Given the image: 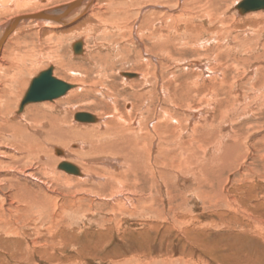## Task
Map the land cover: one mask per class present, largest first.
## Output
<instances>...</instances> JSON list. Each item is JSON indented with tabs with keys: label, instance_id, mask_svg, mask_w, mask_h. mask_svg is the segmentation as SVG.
<instances>
[{
	"label": "rangeland",
	"instance_id": "1",
	"mask_svg": "<svg viewBox=\"0 0 264 264\" xmlns=\"http://www.w3.org/2000/svg\"><path fill=\"white\" fill-rule=\"evenodd\" d=\"M67 1L69 0H50L42 7L48 8ZM238 1L94 0L96 6L108 13L104 17L109 21L114 20V16H111L113 4L115 8H127L125 11H129H126L129 17L127 14L116 16L120 18L121 22H118L121 25L112 22L107 29L105 26L102 27L98 20L86 15L66 26L53 28L41 26L40 33L37 27L26 26V29L22 27L25 30H20L19 36L15 33L10 36L3 48L4 65H11V62H14L12 57L17 54L20 59L27 56L23 58L24 60L28 59V56H34L32 54L35 52L40 55L39 61L32 64L29 71L21 74L24 81L20 82H24L25 85L19 84L14 88L15 93L18 90L19 93L16 94L20 99L25 86L36 74L50 65H55L53 72L56 77L68 82L83 81L75 90L78 94L73 96V101L67 105L66 110L69 118L71 117L68 121L74 120L73 115L76 112L87 111L100 117L101 121L87 122V126L86 124L80 126L83 128L99 126L102 129L109 122L114 126L119 113L124 117L125 111L130 108L131 118L139 116V112L146 115L144 112L147 102L144 101L142 104L143 98L136 100L134 92H143L149 88L141 84L144 81L142 77L144 67H149L152 74L149 79L154 81L152 86L154 89L150 91L152 95L154 94L153 109L157 106L159 112L165 107L172 115L181 117L189 114L186 113L187 105L191 106L197 115L192 122H197L200 127L195 129V132L199 130L200 134L204 133L203 140L214 134L209 132L211 129L208 126L204 128L202 126L211 119L212 124L223 129V114L226 112L230 128L241 134L239 137L241 145L234 155L242 157L238 161L232 160L233 167L220 170L222 173L219 170L207 173L214 184L212 185L214 192L216 189L218 192L220 188L218 197H211L212 200L203 198L196 202L186 199L181 206H178L180 200L177 197L173 196L172 199L167 197L166 200L163 198L161 202L158 201V194L154 192V199L151 200L155 206L148 211L143 208L142 201L149 197L147 196L149 188L137 184L138 188L134 191L135 184L129 179L124 195L130 197L131 201L125 202L126 205L120 208L114 204L117 197L110 194L112 189L108 186L110 184L102 187L96 184L97 180L95 183L91 181L88 189L92 195L97 192L99 197L92 196L96 197L92 202L87 198L83 208H80L84 210L85 205L92 206L93 218L91 215L88 220L58 219L57 223L54 221L55 225L52 222V227L49 225L51 221L45 220L40 223L39 230L29 222L27 226L20 224L19 230L22 234L20 239H9L0 231V264H264V142L260 139L264 133V87H260L263 84L260 82L263 79L261 75L264 74V9L239 14L234 7ZM79 9L80 6L77 7V10ZM28 11L29 8H23L14 14ZM165 12L173 13V17L164 19ZM10 16L12 15L1 16L0 23ZM122 18H125L124 22ZM115 25L121 26L122 35L125 37L121 42L120 27L117 30ZM140 25L145 31L138 29ZM131 27L136 28L141 44L129 34ZM161 35L170 37L165 46H161V42L158 43ZM58 38L60 42L57 43ZM79 39L84 41L85 52L92 61L72 57L71 46ZM112 46L116 48L113 50ZM26 53L28 54L25 55ZM82 53L83 51L79 55ZM103 66L105 69H100ZM254 66L258 69V76L257 73H251ZM10 69H0V93L6 90L3 85L4 83L6 85L5 80L12 72L13 66ZM206 69L209 72H206ZM123 71L134 73L135 76L123 77L118 74ZM156 76H160L169 91L168 95L181 108L169 105L165 101V93L160 91L159 83L155 82ZM83 88L86 92L82 90ZM68 95L69 93L58 101H63ZM18 96L13 109L19 104ZM44 103H30L23 112L31 106H41ZM138 105L141 106L140 109L136 108ZM184 107L186 108L183 110ZM153 112L150 111L149 117H152ZM103 121L104 123H101ZM182 123L183 128L176 123H170L171 128L167 133L177 135L183 130L181 136L189 139V129L197 124L192 123L191 126V123L185 124L184 121ZM150 124L152 123L149 122L148 125ZM78 126L79 124H76L75 129ZM80 126L76 131L83 129ZM197 135L198 133L196 138ZM73 138L81 139L76 132ZM71 143L63 147L81 154L82 149L70 146ZM203 144L206 142L203 141ZM111 154L115 155L110 150L90 154L91 160L96 161L90 164L92 172L101 174L98 172L101 170L97 168L101 165L97 162L101 157L106 160H109V157L117 159L116 164L104 165L105 168L120 171L122 157L120 154L115 156ZM65 158L82 166L73 160L72 156ZM101 181L104 182L103 179ZM156 188L158 190L157 186ZM132 198L136 199L135 203ZM32 240L35 241L34 247L30 243L31 246L28 248L27 242H33Z\"/></svg>",
	"mask_w": 264,
	"mask_h": 264
},
{
	"label": "bare ground",
	"instance_id": "2",
	"mask_svg": "<svg viewBox=\"0 0 264 264\" xmlns=\"http://www.w3.org/2000/svg\"><path fill=\"white\" fill-rule=\"evenodd\" d=\"M49 1L50 0H0V17L4 15L6 16L8 14L12 15L10 16V18L4 19V21L0 23V69L11 70L10 68H12L13 66L14 70L9 73V77L7 78V80H5L6 85L5 83L3 85L4 88L6 87V90H2L0 93V231H2V234L7 236L9 239H20L22 234L19 230L21 228L19 225L22 224V226H27V222H29V224L31 223L35 226V228L39 230L41 226L40 223L44 222L45 220L51 221V224H49L50 226L52 225V222L53 224L55 222L57 223L58 219H64L68 221L75 219L88 220L90 216L94 213H92V206L85 205L84 210H82L81 208H83L82 206L83 204H85L84 202L88 200L87 198H89V202H92L96 197H99V194L97 192L95 195H92L90 193L91 190H89V182L91 183V181H94L95 183V180H97L96 184L102 185V187L104 185L110 184L108 185L112 188L110 194L113 195V197L115 198L117 197L116 203L114 204L116 206L119 205L120 208L126 205L125 202L131 201V199H129L130 197L127 198L126 195H124L127 192L126 185L128 184L129 179L133 184H135V187H133L134 191H136V189L138 188L137 184H140L145 188H149L147 191L149 192L147 196H149L150 198L147 197V201L145 199L144 201H142L143 208L147 209L148 211L152 210L155 206L153 200H151L152 198L154 199V192L156 193V195L158 194V201L161 202H163V198L164 200H166L167 197H177L180 200L178 206L183 205V201H185L186 199L196 202L203 198L210 199L211 197H218V194L220 193V186L218 187V192L216 191L217 189L214 192V186H212L214 184L212 183V179L209 178L210 175H208L207 173L209 171H212L213 173L218 170L219 172H221L220 170L222 169H230L233 167L232 160L238 161L239 159H241L242 156L238 157V155H234L235 152H237L240 148L241 139L239 137H241V134H238L237 131H233L230 128L229 118L227 114L225 115L226 112H224L223 114V129L220 128L221 126L218 127L215 126V124H212L211 119L210 122L206 123L207 125L205 124L204 126H202V128L208 126L211 129L209 130V132L214 134V136L209 135V139L203 140L204 133L201 132L200 134L199 130H197L199 136L197 135L196 138L197 133L195 132V129H198L200 127H198L197 122H192V120L197 115L191 106L187 105L186 113L188 114L189 112V114L187 116L185 115L181 117L172 115V113L169 112L170 110L165 107H162L161 111L157 112L158 107L155 105L156 109L154 108V110L152 107L154 103L152 97L154 94L152 95L151 93L154 81L149 79L150 75H152L149 71V67H144L145 70L142 73L144 81L141 83L145 86H149V88L143 92H134V97L136 100L143 98L142 104L144 103V101L147 102L145 104V116L142 112H139V116H137L136 118H131L132 110H130V108L129 110L125 111L124 117L121 113H119V116L116 117L117 122L114 126L109 124L110 122L106 123L105 121L106 124L102 129H100L101 127L99 126H92V128H89L88 126L83 128L80 125L84 126V124H86L87 126V121L85 123L84 121H77L74 119V115V120L68 121V119H70L71 117L69 118L68 110H66L67 105H69L70 102L73 101V96L78 94L75 90L76 88H79L78 85L81 82L83 83V81L81 80L80 83H78L79 81L68 82L63 80L62 78L56 77L55 73L53 72V66H55L53 64V66L50 65L52 68L51 74L54 77L71 84V87L59 97L53 98L51 100L38 101V103L48 102L42 104L41 106L34 105L29 107L25 112H23V109L26 107V105L30 103L35 104V102H30L25 104L22 109H19L20 102L29 84L25 86V91L21 99L16 94L18 90L16 89L17 92L15 93L14 88H17L19 84L21 86L25 85L24 82H20V80H23V75L21 76V74H23L24 71H29L30 68H32V64H36L39 61L38 59L40 58V55H37L35 52L32 54L34 56H28V59L24 60L23 58L27 56L20 59L19 54H17L18 56H11L12 59H14V62H11V65H4L2 57L3 48L5 47L6 42L12 34L15 33L19 36L21 32L20 30H25L26 26L37 27L39 29L38 33H40L41 26L49 28L66 26L74 20H77L80 17H84L86 15H89L90 17L98 20L99 24H101L102 27L105 26L108 29L109 24H112V22L121 25L120 18H117L116 16L121 17L125 14L128 15V13L126 12L128 10L125 11V9L127 8H115V4H113L114 7H112V9H114L111 11V16H114V20L109 21L108 18L104 17V15H107L108 13H105L106 11L101 9V7L96 6L94 0H69L65 3L56 6L53 5L52 7L43 8L42 6H44L45 3H49ZM240 1L241 0H239L238 2ZM237 4H235L234 7L239 14H244L248 12L250 13L252 11L254 12L257 10L264 9L263 7L256 10L244 11L241 13L236 8ZM79 6L80 9L77 10V7ZM40 7H42V9ZM23 8H29L30 11L20 14H14L21 11V9ZM55 16H58V18H56ZM172 17L173 13L169 14L165 12L163 18L168 20ZM109 18L111 17L109 16ZM123 19L125 18H122V20ZM150 22L153 21L150 20ZM123 26L124 25H122V28H124ZM131 26L133 25L131 24ZM22 27L25 29H22ZM119 27L120 36H122V39H120L119 41L121 42V40H124L125 37L124 35H122L121 26L115 25V28L117 30L119 29ZM138 29L140 31H145V28L142 29L141 25ZM116 33L118 34V32ZM129 34H131L132 37L135 38V41L138 44H141L140 37L138 36L135 27L132 28L131 33ZM150 34L149 36H151ZM169 38V36L161 35V37L158 38V43L161 42V46H165V44L169 41ZM78 41H80L81 43V51L78 53H74V50L71 49V52L73 54L72 57L79 59L83 58L85 60L90 59V61H92V58L85 52L86 48L84 47V41L82 39H79ZM58 42H60L59 38L57 43ZM95 43L97 44V42ZM153 43L155 42L153 41ZM71 48H73V46H71ZM114 48L116 47L112 46L113 50ZM82 51L83 53L79 55ZM145 51L147 52V50ZM27 54L28 53H26L25 55ZM51 55L53 57V54ZM47 57H49V60H51L48 53ZM32 58L36 61H34ZM58 58L60 57L58 56ZM245 61L248 62L247 60ZM103 68L104 66L100 69ZM206 72L209 71L207 70ZM124 73L125 71L119 72L118 74L122 75L123 77H126ZM135 73L138 74V72ZM251 73H257V76L259 75L258 69L255 66L254 68H252ZM261 76L263 79H261L260 82H262L263 84H261L260 87H264V74ZM152 78L155 79V77ZM155 82L159 83L160 91H163L165 93V101L168 102L169 105L171 104L175 107H178L179 105L176 103V101L168 95L169 91L167 90L165 84L161 81L160 76H156ZM8 83H10L9 86L7 85ZM93 86L97 85L93 84ZM101 87H103V85ZM82 90L86 92V89L83 88ZM189 91L190 90L188 89L187 92ZM68 93L69 95L66 99H64L63 101H58V99L66 97ZM17 96L20 101L18 105L16 104L17 108L15 107L16 109H13ZM179 102L181 104L183 103L181 101ZM63 105H65L66 107L64 108ZM139 105L136 106V108L139 107L138 109H140L141 106ZM175 107L173 108L175 109ZM71 108L73 107L71 106ZM185 108L186 107H184L183 110ZM151 110H153L154 112L152 113V117H149V113ZM92 115L94 116L95 114ZM94 117V123H98V121H101L100 117ZM147 117H149V120L147 119ZM183 121L185 122V124L191 123V126L192 123L193 125L197 124L193 128L189 129V139L187 137L183 138V135L181 136L183 130L181 131V133L177 132L179 133L177 135H171V133H167L168 130L171 128L170 123H176L179 127H181ZM149 122L152 123L150 124V126L148 125ZM101 123H104V121ZM76 124H79V126L83 129L76 131V129L79 128L78 126L75 129ZM216 125H218V123ZM185 129L187 130V128ZM74 132L78 133V136L81 138L80 140H76L75 138H73ZM263 134L260 138L262 142H264ZM156 138V141L158 142L155 141ZM71 139L74 140L72 141ZM203 141H205L206 144H203ZM69 142H72L71 145L69 144L70 146L81 148V154H79L80 152L77 153V151L75 150H68V148L65 149L63 147ZM60 144L63 145L60 146ZM104 150H110L115 155L120 154V156L122 157V162L120 163V171H115L107 167L105 168V165L116 164L117 159L109 157V160H106L102 157L100 159L97 157V162L101 164L97 168L98 170H101L98 171L101 174L95 173L96 171L92 172L90 164L96 161L91 160V158L89 157L90 154L96 152L98 153V151H103L104 153ZM65 156H72V159L77 161L82 166H78L75 163L69 161L67 159L69 157L65 158ZM42 178L46 180H43ZM102 179L104 182L101 181ZM188 182L191 184H187ZM156 186L158 187V190H156ZM73 187H76V189H74ZM205 187L207 188L205 189ZM62 189H65L66 191L63 192ZM100 190H98V192ZM92 196L96 197H93V199ZM118 199H120V201ZM59 200L60 203H58ZM132 200L134 202L136 199L132 198ZM132 205L134 204L132 203ZM64 216H66L67 218H65ZM32 241L33 242H27L28 248L31 245L34 247L35 241Z\"/></svg>",
	"mask_w": 264,
	"mask_h": 264
},
{
	"label": "water",
	"instance_id": "3",
	"mask_svg": "<svg viewBox=\"0 0 264 264\" xmlns=\"http://www.w3.org/2000/svg\"><path fill=\"white\" fill-rule=\"evenodd\" d=\"M264 7V0H241L236 5L239 12L256 10ZM58 18V16H55ZM80 41L73 43L74 52L78 53L80 49ZM51 66L40 71L34 78L31 79L29 86L20 102L19 109L30 102H38L40 100H51L59 97L71 87V84L62 81L51 74ZM125 76L133 77L134 73H124ZM74 119L77 121L93 122L95 117L87 112H76Z\"/></svg>",
	"mask_w": 264,
	"mask_h": 264
}]
</instances>
